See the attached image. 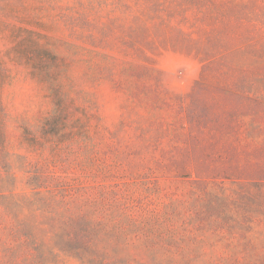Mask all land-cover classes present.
Listing matches in <instances>:
<instances>
[{
	"label": "trees",
	"instance_id": "16d2710c",
	"mask_svg": "<svg viewBox=\"0 0 264 264\" xmlns=\"http://www.w3.org/2000/svg\"><path fill=\"white\" fill-rule=\"evenodd\" d=\"M184 1L169 0V19L132 28L130 39L140 55L168 43L202 60L186 98L143 60L17 25L6 19L15 10L0 8V256L131 264L137 250L169 262L264 255V0ZM8 63L49 107L18 120L16 151L1 98ZM75 63L120 94L113 125L76 89Z\"/></svg>",
	"mask_w": 264,
	"mask_h": 264
},
{
	"label": "rangeland",
	"instance_id": "374dc122",
	"mask_svg": "<svg viewBox=\"0 0 264 264\" xmlns=\"http://www.w3.org/2000/svg\"><path fill=\"white\" fill-rule=\"evenodd\" d=\"M218 1L221 0H215ZM7 6L12 7L16 15L6 16V19L17 25L30 29L40 28L56 39L82 47L97 48L112 56L122 55L131 62L145 61L160 74L164 87L181 98H186L201 76L202 60L192 54L168 48V43L162 45L166 47L149 49L145 55H140L131 48L132 28L135 30L143 26L154 31L164 20L169 19V0H0L1 9ZM0 16L3 15L0 13ZM174 25L171 22L168 26ZM6 48V44L1 41V54ZM54 51L68 62L73 59L65 46L56 44ZM86 67L84 63H75L70 67L76 89L88 95L87 98L96 104L103 123L111 126L122 114V98L110 82H92L86 74ZM6 68L11 80L2 88L1 98L7 131L16 151L14 137L17 135L15 129L18 120L24 118L33 122L40 114L47 112L49 107L43 99V92L23 69L9 63ZM258 232L263 233L260 237L263 239L264 229ZM135 253L137 256H128L133 261L131 264H264V255L238 256L235 253L233 256V253H224L221 258L217 255L185 256L169 262L164 256H149L142 250ZM54 257L56 256H44L46 259ZM59 257L62 259V256ZM41 258L43 256H9L5 251L4 256H0V264H40Z\"/></svg>",
	"mask_w": 264,
	"mask_h": 264
}]
</instances>
